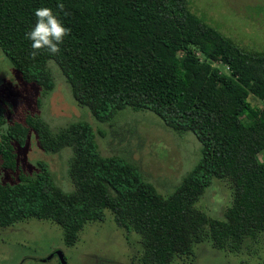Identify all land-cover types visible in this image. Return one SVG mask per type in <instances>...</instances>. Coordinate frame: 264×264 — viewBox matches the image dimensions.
<instances>
[{"label": "trees", "instance_id": "obj_1", "mask_svg": "<svg viewBox=\"0 0 264 264\" xmlns=\"http://www.w3.org/2000/svg\"><path fill=\"white\" fill-rule=\"evenodd\" d=\"M0 0V49L21 78L54 87L53 61L73 98L95 119L109 122L122 110H149L178 134L192 132L199 158L172 193L162 196L139 168L118 155L103 156L85 120L56 130L39 116L9 120L0 105V165L17 171L0 180V227L36 218L57 223L71 245L84 223L105 210L143 242L144 264L189 256L197 243L242 249L264 231V50L242 47L191 11L188 0ZM49 7L70 28L51 55H30L25 38L35 10ZM218 61L226 71L212 64ZM254 95L262 104L249 100ZM33 131L39 147L72 150L73 189L55 181L46 162L26 173L17 148ZM214 178H228L234 196L222 219L195 206Z\"/></svg>", "mask_w": 264, "mask_h": 264}, {"label": "rangeland", "instance_id": "obj_2", "mask_svg": "<svg viewBox=\"0 0 264 264\" xmlns=\"http://www.w3.org/2000/svg\"><path fill=\"white\" fill-rule=\"evenodd\" d=\"M192 12L217 28L236 44L251 50H264V0H188ZM212 64L221 67L218 61ZM48 68L54 87H41L24 81L0 49V105L9 120L25 121L35 115L56 130L69 122L88 121L95 131L103 156L118 155L134 163L144 179L162 196L179 185L199 158L200 143L186 131L178 134L149 110L120 111L113 120L101 122L90 110L73 98L66 78L53 61ZM254 105L262 103L252 94ZM72 150L64 147L56 153L43 151L33 131L26 144L17 148V167L26 173L37 169V162L47 163L56 183L65 191L73 189L68 174ZM17 170V169H16ZM0 165V180L13 181L17 171ZM234 196L228 178H214L195 206L209 218L222 219ZM144 247L137 232L117 225L113 214L105 210L102 221L84 223L75 242L68 245L61 227L52 221L28 218L0 227V264H144ZM167 264H264V231L242 249L215 246L210 239L197 243L189 256H176Z\"/></svg>", "mask_w": 264, "mask_h": 264}, {"label": "clouds", "instance_id": "obj_3", "mask_svg": "<svg viewBox=\"0 0 264 264\" xmlns=\"http://www.w3.org/2000/svg\"><path fill=\"white\" fill-rule=\"evenodd\" d=\"M57 8L65 16L69 14L65 11V5L59 0ZM34 15L36 23L30 31L25 33V38L31 41V57L38 56L42 49H46L53 56L59 54L64 38L70 35V28L66 27L59 19L58 13H54L49 7L36 9Z\"/></svg>", "mask_w": 264, "mask_h": 264}, {"label": "water", "instance_id": "obj_4", "mask_svg": "<svg viewBox=\"0 0 264 264\" xmlns=\"http://www.w3.org/2000/svg\"><path fill=\"white\" fill-rule=\"evenodd\" d=\"M59 258H60V263L61 264H67L66 260L62 257V255L60 253H58Z\"/></svg>", "mask_w": 264, "mask_h": 264}]
</instances>
